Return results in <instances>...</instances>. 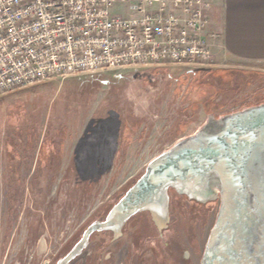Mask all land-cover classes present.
I'll return each mask as SVG.
<instances>
[{
	"label": "rangeland",
	"instance_id": "374dc122",
	"mask_svg": "<svg viewBox=\"0 0 264 264\" xmlns=\"http://www.w3.org/2000/svg\"><path fill=\"white\" fill-rule=\"evenodd\" d=\"M215 52L211 65L193 72L172 68L128 72L120 77L111 74L73 77L71 81L67 79L68 82L49 80L1 95L0 224L5 218L3 212L10 205L5 196L29 194L27 185L19 184L31 179L27 172L28 160L24 159L20 166L18 160L12 161L6 156V148H30L31 133H34L36 148L44 133L55 138V146L60 140L59 133H65L61 144L65 168L74 164L75 150H82L83 174L74 167L61 183L49 180L47 175L30 183L31 196L53 198L50 203H42L40 208L34 206V209L49 210L51 220L55 221L64 210L59 232L65 230L68 236L78 228L75 241L91 221L108 212L154 157L179 139L194 134L205 124L209 114L219 117L264 103V60L233 59L223 42ZM224 70L234 71V74L220 79ZM50 144L47 139L46 145ZM87 161L96 164L93 173L84 170ZM19 168L20 173L14 175V169ZM90 181H93L92 186ZM178 201L177 198L180 211ZM184 209L192 210L187 205ZM217 210L218 204L213 203L211 227ZM76 213L80 215L75 218ZM175 219L182 222L181 216ZM3 236L0 230V240ZM24 237V234L19 235L14 251L19 259L25 255ZM52 237L59 241L62 235L52 234ZM37 245L36 251L44 259L41 245Z\"/></svg>",
	"mask_w": 264,
	"mask_h": 264
},
{
	"label": "built area",
	"instance_id": "2783aa9c",
	"mask_svg": "<svg viewBox=\"0 0 264 264\" xmlns=\"http://www.w3.org/2000/svg\"><path fill=\"white\" fill-rule=\"evenodd\" d=\"M209 0H0V96L49 81L211 65Z\"/></svg>",
	"mask_w": 264,
	"mask_h": 264
},
{
	"label": "water",
	"instance_id": "95a60500",
	"mask_svg": "<svg viewBox=\"0 0 264 264\" xmlns=\"http://www.w3.org/2000/svg\"><path fill=\"white\" fill-rule=\"evenodd\" d=\"M221 200L202 264H264V103L216 117L154 157L104 219L93 221L57 264H68L93 233L119 231L149 210L167 221L170 189Z\"/></svg>",
	"mask_w": 264,
	"mask_h": 264
},
{
	"label": "flooded vegetation",
	"instance_id": "af4514ba",
	"mask_svg": "<svg viewBox=\"0 0 264 264\" xmlns=\"http://www.w3.org/2000/svg\"><path fill=\"white\" fill-rule=\"evenodd\" d=\"M113 119L114 117H111V120ZM64 134V132L59 133L58 146L54 145L56 144L53 141L55 138H50L47 133H44L45 136L42 138L40 146L36 148L33 146L34 133H31L30 148H6V156L12 161L18 160L20 166H22L21 162L24 159L28 160L29 169L27 172L31 179L24 180L22 185L19 184L21 187L27 185L29 194L5 196V198H8L10 205L8 210L3 212L5 218L1 219L0 224V230L4 232V236L0 240V264H57L79 241L84 230L93 221L104 219L114 204L136 182L132 183L113 202L105 215L101 214L91 221L75 241L74 236L78 228L76 232H72L68 236L65 230L59 232L61 229L60 224L63 222L64 210L59 212L56 221L51 220L49 210H35L34 206L40 208L43 205L42 203L44 205L45 203L48 204L53 198L51 196H31L30 183L31 181L37 182L41 176L46 177V175L49 180L61 183L67 173L72 171L74 167L76 171L83 174L82 150L79 148L75 150L73 156L75 165L69 164L65 168L62 164L65 157L64 147L61 146ZM47 139L51 141L50 146L46 145ZM94 165L96 164L92 163L91 165L87 161L84 170H91L93 173L96 170ZM20 168L18 170L14 169V175L17 176V172L20 173ZM62 170L64 171L63 174ZM15 181L17 182L18 179H15ZM91 183L93 181L89 182L92 186ZM177 198L180 199V202L178 201L180 211H178L176 203ZM74 202L77 201L74 200ZM213 203L218 204V210L211 227L210 213ZM220 204V199L201 201L171 188L167 221L158 220L153 212L149 210L140 211L130 217L119 231L105 230L93 233L88 245L68 264H202V258L211 230L216 222ZM186 205L188 208L191 207L192 210L187 212L184 209ZM79 215L80 213H76L75 218ZM175 216L176 218L181 216L182 222L176 220ZM59 233L62 237L58 241L57 237H52V234L57 235ZM20 234L25 236L22 239V248L25 251L23 259L18 258L17 252L14 254ZM54 241L56 243H53ZM37 244L41 245L42 250L40 252H42V256L44 254V259L36 251Z\"/></svg>",
	"mask_w": 264,
	"mask_h": 264
},
{
	"label": "crops",
	"instance_id": "0c3cea01",
	"mask_svg": "<svg viewBox=\"0 0 264 264\" xmlns=\"http://www.w3.org/2000/svg\"><path fill=\"white\" fill-rule=\"evenodd\" d=\"M210 1L213 3L210 29L223 34L227 54L239 61H263L264 0Z\"/></svg>",
	"mask_w": 264,
	"mask_h": 264
},
{
	"label": "trees",
	"instance_id": "16d2710c",
	"mask_svg": "<svg viewBox=\"0 0 264 264\" xmlns=\"http://www.w3.org/2000/svg\"><path fill=\"white\" fill-rule=\"evenodd\" d=\"M233 74H234V71H230V70H224V71H221V73H220V75H221L220 79H221L222 77H224V76H228V77H230V76L233 75Z\"/></svg>",
	"mask_w": 264,
	"mask_h": 264
}]
</instances>
